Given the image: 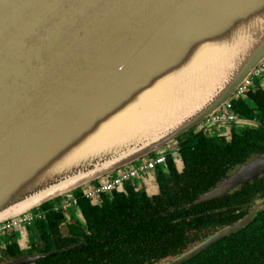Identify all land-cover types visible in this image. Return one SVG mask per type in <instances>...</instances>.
<instances>
[{
	"label": "water",
	"instance_id": "water-1",
	"mask_svg": "<svg viewBox=\"0 0 264 264\" xmlns=\"http://www.w3.org/2000/svg\"><path fill=\"white\" fill-rule=\"evenodd\" d=\"M263 60L264 0H0V223L163 152ZM170 78L178 103L137 106ZM87 142L94 154H79ZM263 173L264 154L199 201ZM263 208L164 264L194 259Z\"/></svg>",
	"mask_w": 264,
	"mask_h": 264
},
{
	"label": "flooded vegetation",
	"instance_id": "flooded-vegetation-1",
	"mask_svg": "<svg viewBox=\"0 0 264 264\" xmlns=\"http://www.w3.org/2000/svg\"><path fill=\"white\" fill-rule=\"evenodd\" d=\"M262 73L253 78L248 89L234 103L245 99L252 92H264L263 85L253 87L256 78ZM248 91L250 93H247ZM233 114L235 120L206 119L183 134L175 145L165 152V161L154 165L152 169L123 179L122 182L103 186V182L109 179L106 175L92 183L91 189L95 193L91 197L86 194L89 189L81 187L48 202L47 207L42 205L34 209L32 212L38 214L37 218L20 229L14 228L4 232L9 233V241L1 240L4 233L0 234V264H13L17 261L24 264H51L43 263V260L70 252H75L77 264H164L194 244L196 238L202 240L243 219L255 207L256 201L264 198V173L229 188L219 197L199 201L203 195L224 184L264 154L262 139V145L251 148L243 159L244 141L241 140L253 134L261 119L244 118L234 107ZM249 140L252 145L251 138ZM204 146L208 147L207 153L198 155V150ZM198 171L206 174L202 184L196 183L193 177V173ZM149 172L155 178L156 192L149 191L151 182L142 177ZM118 199L132 200V203L142 208L149 206L151 211L159 212L164 209L158 216L161 219L160 227L157 235H154L153 243H140L139 237L128 230L115 237L101 239L100 231L90 232L86 229L85 209L88 206L103 211ZM50 212L61 214L60 236L72 239L70 247L46 252L48 247L44 246L42 225ZM206 216H209L207 222H210L211 218L214 219L213 227L201 225L196 228L191 225L192 220ZM161 227L165 230H161ZM87 239L92 241L91 245L87 244ZM101 242L110 244L98 245ZM35 256L38 259L32 260L31 257Z\"/></svg>",
	"mask_w": 264,
	"mask_h": 264
},
{
	"label": "trees",
	"instance_id": "trees-1",
	"mask_svg": "<svg viewBox=\"0 0 264 264\" xmlns=\"http://www.w3.org/2000/svg\"><path fill=\"white\" fill-rule=\"evenodd\" d=\"M247 93H250V91ZM234 110L249 120L254 118L261 119L253 134L241 140L244 141L242 142L245 151L243 154L244 159L247 157L249 150L255 148V146H261V141L264 139V92L250 93L245 99L234 103ZM249 138L253 142L252 145L249 142ZM207 151L208 147L204 146L198 150L197 154L203 156ZM205 176V172L198 171L193 173V177L198 184L203 183ZM131 201L118 199L116 203H112L103 211L99 208L88 206L85 209L87 214V219L85 218L86 229L90 230V232L94 230L100 231L101 239H109L117 236L122 231L128 230L139 237L140 243H153L154 235H157L160 227L161 219L158 216L164 209H160L159 212L151 211L149 206L142 208ZM47 206V203L44 204V207ZM261 210L263 211L258 213L253 222L246 228L216 243L210 249L183 264H264V208ZM155 214L157 215L153 217ZM207 217L209 216L198 217L191 221V225L196 228L201 225L213 227L214 219L211 218L210 222H207ZM47 219L43 221L42 225L44 246L48 247L46 252L60 250L65 246L70 247L72 239H65L60 236L59 223L62 219L61 214L50 212ZM161 230H165V228L161 227ZM200 241L199 238H196L195 243L187 247L182 253ZM87 244L91 245L92 241L87 239ZM109 244L108 242H101L98 245L107 246ZM45 262L51 264H77L75 252L62 253L43 260V263Z\"/></svg>",
	"mask_w": 264,
	"mask_h": 264
},
{
	"label": "built area",
	"instance_id": "built-area-1",
	"mask_svg": "<svg viewBox=\"0 0 264 264\" xmlns=\"http://www.w3.org/2000/svg\"><path fill=\"white\" fill-rule=\"evenodd\" d=\"M264 71V60L252 71L249 77L245 80V82L235 91V93L231 96L230 100L221 107L218 111L212 114L207 120L211 121H220V120H235V115L233 114L234 101L241 97L243 93L248 89L254 77L260 75ZM174 151H172L173 153ZM165 151L155 155L154 157H149L138 164H134L126 168L125 170L119 171L117 173H113L108 175L107 180L103 182V186H107L110 184H116L117 182H122L123 179L128 177H133L134 175L147 170L152 169L154 165L161 164L165 161ZM150 163V164H149ZM149 164V165H148ZM92 184L88 187L89 190L86 191L88 197H91L95 191L91 189ZM38 214L28 212L26 214L17 216L13 219L8 220L6 223H0V234L7 232L10 229H20L24 227L26 224H29L33 221L34 218H37Z\"/></svg>",
	"mask_w": 264,
	"mask_h": 264
},
{
	"label": "bare ground",
	"instance_id": "bare-ground-1",
	"mask_svg": "<svg viewBox=\"0 0 264 264\" xmlns=\"http://www.w3.org/2000/svg\"><path fill=\"white\" fill-rule=\"evenodd\" d=\"M209 53H204L202 54V57L206 60L208 57ZM175 78H170L168 80H163L162 82H160L159 84H157V86L155 87V89L148 93L147 95H145V97H143L138 103L137 106H142V107H152L154 106L159 108L161 107L164 103H166L167 101H170V99H173V101H175V103H178V99L175 96H171V94H169L170 92H172L173 90V82H174ZM156 109V108H155ZM135 110L134 108L130 109L129 111H127L126 113L123 114V118H133L135 115ZM150 113V111H149ZM90 142V141H89ZM89 142H87L85 145H83L79 150L78 153L82 154V155H92L94 154V152L91 150L90 146H89ZM96 141H93L92 143H95ZM46 194L42 193L40 196ZM35 199H32L31 202H33ZM31 202H28L31 203Z\"/></svg>",
	"mask_w": 264,
	"mask_h": 264
},
{
	"label": "rangeland",
	"instance_id": "rangeland-1",
	"mask_svg": "<svg viewBox=\"0 0 264 264\" xmlns=\"http://www.w3.org/2000/svg\"><path fill=\"white\" fill-rule=\"evenodd\" d=\"M263 85V87H264V72L262 73V75L260 76V77H258V78H256V80H255V83H254V88L255 87H257L258 85ZM175 144H173V143H171V144H169L168 146H166V147H164L162 150H163V152L164 151H169L171 148H172V146H174ZM161 151V150H160ZM142 177H143V179L144 180H146V178H148V181H150L151 183H150V186H149V191L150 192H156L157 191V185H156V182H155V178H154V176H153V174H151V172H149L148 174H146V175H142ZM85 188H88L87 186L85 187ZM9 233H4L3 235H1V240H3V241H9L10 239H7V235H8ZM26 238H27V236H26Z\"/></svg>",
	"mask_w": 264,
	"mask_h": 264
}]
</instances>
